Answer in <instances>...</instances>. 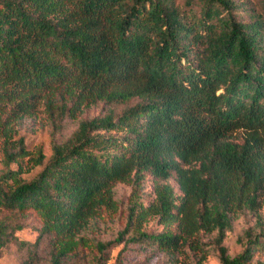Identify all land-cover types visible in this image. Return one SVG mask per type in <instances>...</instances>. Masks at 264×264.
<instances>
[{
  "label": "trees",
  "instance_id": "1",
  "mask_svg": "<svg viewBox=\"0 0 264 264\" xmlns=\"http://www.w3.org/2000/svg\"><path fill=\"white\" fill-rule=\"evenodd\" d=\"M185 4L187 11L174 0H0V124L39 102L73 117L99 101L139 99L117 116L79 120L66 141H51L46 161L42 150L30 166L17 161L29 155L22 137L16 151L3 149L0 207L38 218L49 237L46 264H64L90 219L116 209V183L131 182L139 197L146 174L153 199H132L123 229L96 243L98 251L126 235L162 250L194 247L198 232L215 230L221 264H264L254 260L264 248V0L249 21L237 17L235 0ZM236 130L241 142L229 138ZM245 210L257 231L246 229L244 248L230 256L222 241ZM149 217L167 229L146 232ZM21 228L0 220V253L11 241L25 244L15 235ZM122 249L114 264H124ZM24 264H41L34 250Z\"/></svg>",
  "mask_w": 264,
  "mask_h": 264
},
{
  "label": "rangeland",
  "instance_id": "2",
  "mask_svg": "<svg viewBox=\"0 0 264 264\" xmlns=\"http://www.w3.org/2000/svg\"><path fill=\"white\" fill-rule=\"evenodd\" d=\"M186 0H174L181 11H187ZM240 4L237 17L249 21V15L253 12H261L263 0H235ZM193 9L198 14V8L194 4ZM133 98L122 103H107L99 101L95 104L84 107L75 116L60 117L58 111L49 108L46 103L39 102L36 109L22 115L13 121H6L0 124V174L6 170V162L3 155L4 148L17 150L16 139L21 138L29 152L28 156H19L17 161L24 166H30L29 157L42 150L44 161L51 154V141L64 142L76 129L79 120L104 115L113 112L114 116L121 114L126 108L138 102ZM7 133V134H5ZM244 136L243 130H236L230 135V139L241 142ZM12 139L9 141L8 139ZM17 162L9 163L10 168H16ZM40 166L31 167L28 172L22 174L26 180L32 178ZM165 182L170 184L176 194H180L174 177L168 178ZM153 180L148 174L144 176L140 184L139 197L132 195L133 185L131 182H119L114 185V199L116 209H103L90 219L76 239H79V247L72 248L64 258V264H114L119 251L124 264H221L217 241V232L200 231L194 237L197 245L192 247L184 244L178 249L171 251L162 250L152 243L126 242L125 239L119 243H113L102 251H98L96 243L114 240L118 232L123 229L127 208L132 199H138L143 204H148L154 197ZM259 213L264 214L263 208ZM0 220H17L22 228L15 231L17 240L25 244L11 241L2 248L0 253V264H24L29 257L30 251L34 250L40 258L41 264H46L49 259L50 245L49 237L41 233V225L33 214H22L14 210H7L0 207ZM170 227H174L172 224ZM258 224L254 213L248 211L240 212L231 222V228L226 232L222 244L226 247L230 256L242 251L245 245L244 232L248 228L257 231ZM146 232L158 233L167 229L156 217H149L143 225ZM260 259L264 262V248H259L255 253L254 260Z\"/></svg>",
  "mask_w": 264,
  "mask_h": 264
}]
</instances>
